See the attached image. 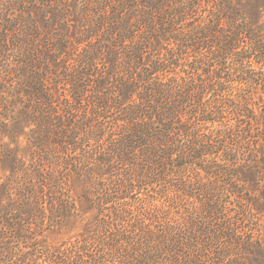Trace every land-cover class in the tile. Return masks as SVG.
I'll use <instances>...</instances> for the list:
<instances>
[{
	"label": "rangeland",
	"instance_id": "374dc122",
	"mask_svg": "<svg viewBox=\"0 0 264 264\" xmlns=\"http://www.w3.org/2000/svg\"><path fill=\"white\" fill-rule=\"evenodd\" d=\"M32 1L34 0H25L23 9ZM35 1L46 4L55 2L54 0ZM56 1L61 2L59 6L63 10V19L54 18L52 10L48 9L51 11V14L48 13L50 20L55 21L45 27L35 16L36 31L29 32L28 38L26 33L29 21L26 19L25 11L21 12L23 16L20 19L19 12L16 11L18 7L12 5L8 11L6 10L8 3L5 4L1 0L3 6L0 4V178L4 182L7 178L12 180L16 176L18 181L21 178L23 182H27L28 178L34 184L31 193L41 194V201L44 202L43 213L37 212L38 209L33 208L35 202L29 201L21 213L24 221L10 220L11 225L15 227L16 224L24 223L23 239L10 240L9 244L0 245V264H55L51 260L56 264L85 262L89 264L92 258H95L98 264H127L128 256L137 255L131 251V248L140 242L139 231H135V228L141 225L140 221L159 212L160 218L158 223L152 224L153 227L164 231L166 229L176 231L177 228L189 238L185 229L191 227V231L194 232L195 226L188 217L199 205L195 195V198L189 197L190 191L184 187L178 175L173 173L170 178L163 180L161 178L164 175L160 172L153 178V175L147 172V167L153 174L155 165L145 162L146 158L141 154H133L132 158L130 156L131 161L128 164L119 161L117 152L123 133L119 126L121 112L109 107L95 109L92 105L85 106L87 100L91 102L90 96H95L97 93L94 80L104 75L109 68L110 50L116 46L120 50L117 52H121V48L129 43L116 41L114 39L116 34H110L111 14L115 11L116 14L122 15L123 19H118L114 26L120 25L122 32H128V25L125 23V15L129 13L127 10L131 7L130 12L137 15L135 11L139 10L138 7L143 9L146 0H129V2L119 0L126 8H120L117 0ZM188 3L196 5L197 8L190 9L188 16L183 17L182 13V17L177 19L180 5L186 8ZM223 7H240L248 23L264 25V0H231V3L226 1V4L223 0H166L162 4L161 12L154 11V15L155 18L160 14L165 16L166 23L163 27L168 31L164 36L158 32L162 39H159L156 46L153 43L149 44L150 49L146 50L145 55L151 58L152 53H156L155 59L157 56L162 60L166 59L165 50L161 48H171L174 43L172 36L184 32L191 23L200 26L210 20L211 27L219 25L218 27L225 30H232L235 26L231 24L233 16L228 10L222 14ZM218 14L220 21L216 22ZM24 23L27 30L19 27V24L22 26ZM173 24L176 25L168 29ZM154 26L157 28V24ZM23 30L26 32L23 33ZM134 30L133 41L136 42L142 28L138 26ZM79 41L86 43L78 44ZM32 42L30 49H32V59L36 62L31 65L44 79V83L54 88L52 101L57 117L52 121L53 126L31 124L25 126L29 118L28 115L23 114V108L29 106L28 110H31L32 98L25 96L26 87L19 84L23 82L20 78H24L26 74L20 65L25 61L24 48H28ZM111 42L114 44L113 47L110 45ZM93 46L94 49H101V61H95L96 65L92 67L93 61L89 60L87 64L81 61L86 54H81V51L84 48L91 52ZM253 53L256 55L250 54L251 57L247 59L249 69L256 74L260 73V77L255 76L256 80L249 77L248 84L243 85L237 82V76L243 75L242 72H238L233 76V82L227 84V93L233 97L239 93L249 95L255 110L256 117H254L258 122H264V49L262 53L256 51ZM183 55L178 54L175 58L183 60ZM117 59L122 61L119 53ZM182 60H179L178 64H182ZM231 68L232 61L227 60L224 68L226 74L221 73V76L230 74ZM77 72L84 79L85 84L84 89L77 88L79 92L67 83V80L77 76ZM82 93L84 95L80 97L81 100L72 99V95L76 94L77 97ZM224 116L225 120L232 118L227 114ZM233 121H230L231 124ZM5 124L8 125L4 126ZM227 127L233 136L237 133L241 135L243 130L252 129V126ZM255 127L264 131L262 125ZM143 174L150 176V179L143 181L144 179L141 178ZM257 183L264 185V177ZM127 186L132 188L129 189ZM40 191L42 193H38ZM237 195L242 196L243 200L240 202L246 207L244 214L248 216L249 222H246L248 229L252 230L254 240H258L259 245L264 247L262 188L240 189L237 190ZM256 198L260 200L259 211L249 217V207ZM117 210L121 213L123 211L120 222L116 218L119 217ZM183 219L190 222L189 226L184 222L182 226L185 227L175 224ZM118 224L121 225L119 227L123 234L120 238L116 231ZM244 230L247 231L246 228ZM168 235L171 237L170 233ZM82 238L88 239V243L85 244L86 250L78 253L75 259L71 257L75 251L71 246ZM97 239L101 240L98 246ZM107 240L114 246L118 245L115 248L118 249V254L109 255L105 247ZM223 249L224 247L217 245L216 253L219 254ZM247 249L243 245H234L228 255L230 261L236 264H264V252L258 250L254 252L253 249L247 251ZM217 256L208 257L205 251L200 264H213L212 261L217 260Z\"/></svg>",
	"mask_w": 264,
	"mask_h": 264
},
{
	"label": "trees",
	"instance_id": "16d2710c",
	"mask_svg": "<svg viewBox=\"0 0 264 264\" xmlns=\"http://www.w3.org/2000/svg\"><path fill=\"white\" fill-rule=\"evenodd\" d=\"M3 1L5 4L8 3L6 5L8 11L12 5L18 7L16 11L19 12L20 19L23 16L21 12L25 11L26 19L29 21L28 30L24 27L25 23L22 26L19 24V27L26 28L27 38L29 32L36 31L34 30L37 27L36 17L45 27L55 21L50 20L48 13L51 14V11L48 9L52 10L54 18L64 17L62 7L59 6L61 2L58 3L56 0L53 4L34 0L25 7L26 10L23 9L25 0ZM164 1L166 0H146L143 9L137 6L139 8L135 11L137 15L130 12L132 8L129 7L127 10L129 13L125 15L128 32H122L120 25L114 26L122 15L113 11L110 17L112 22L110 34H116L114 38L116 41L129 43L121 48V52H117L119 49L111 42L110 45L114 48L110 50L109 68L104 75L94 80L97 93L95 96H90L91 102L87 100L85 104L88 107L92 105L95 109L109 107L121 112L119 126L123 133L121 143L118 145L119 161L128 164L133 154H141L146 158L145 162L155 165L153 174L147 167V172L149 171L153 178L160 172L164 175L161 179L165 178V180L173 173L178 175L184 187L190 191L189 197L192 199L196 196L199 202L194 208L195 211L188 217L195 226L194 232L191 231V227L185 229L189 238L177 228L176 231L167 229L164 231L153 227L154 222L158 223L161 215L159 212L140 221L141 225L135 228V231H139L140 242L131 248V251L137 255L128 256L127 264H200L205 251L208 257L218 255L217 260L212 261L213 264H236L230 261L231 258L228 256L236 244L247 247V251L253 249L254 252L256 250L264 252L262 249L264 247L259 245L258 240H254L252 230L248 229L249 226L246 224L249 222L248 216L244 214L246 207L240 202L243 200L242 196L237 195V190L256 187H261L264 194V185L257 183L264 177V131L255 127L264 126V122L256 120L250 96L239 93L233 97L227 93V84L233 82L232 78L238 72H242L243 75L237 76V82L243 85L248 84L250 79L256 80L255 76L260 77V73L256 74L249 69L247 59L251 55H256L254 51L262 53L264 25L248 23L240 7H223L222 14L228 10L233 16L231 24L235 26L232 30H225L218 27L219 25L211 27L210 20L200 26L191 23L184 32L172 36L174 43L171 48H161L165 50L166 59L162 60L158 56L155 59L156 53H152L150 58L149 55H145L146 50L150 49L148 45L153 43L156 46L161 36L168 31L163 27L166 23L165 16L160 14L155 18L154 15V11L161 12ZM226 1L231 3V0H223L225 4ZM0 4L3 6L2 2ZM118 6L126 8L124 3L121 5L119 2ZM195 6L188 3L186 8H182L180 5L177 19L182 17V13L183 17L188 16L187 13ZM218 20L220 21L219 14L216 22ZM156 24L158 30L154 26ZM175 25L169 26L168 29L170 27L172 29ZM138 26L142 30L134 42L133 33ZM26 30L22 32L25 33ZM158 32L162 35L160 36ZM127 34L129 36H126ZM83 41H79L78 44L86 43ZM31 44L33 42L28 48H24L25 61L20 65L26 74L24 78H20L23 82L19 84L26 87L25 96L32 98L31 110H28L29 106L23 108V114L28 115L29 118L25 126H29L28 124L53 126L52 121L57 117L52 101L54 88L48 87L35 67H32L31 64L35 60L32 59ZM83 53L86 54L81 61L85 64L89 63V60L93 61L91 64L93 67L95 61H101L100 48L94 49L93 46L91 52L83 48L81 54ZM117 53L122 61H118ZM178 54H184L183 60L179 59L183 61L182 64H178L179 60L175 58ZM227 60L232 61L231 73L221 76V73L225 72ZM76 74L77 76L67 80V83L72 89L82 90L85 86L84 79L79 72ZM83 95V93L77 97L76 94L72 95V99L81 100L80 97ZM225 114L232 118L225 120ZM230 121H233V124ZM6 125L8 124L4 126ZM215 125L216 127H213ZM227 126H252V129L243 130L241 135L237 133L233 136ZM149 177L146 174L141 175L143 181L149 180ZM1 179L0 245L9 244L10 240L23 239L24 223L16 224L15 227L11 225L10 220L22 221V210L29 201L35 202L33 208L38 209L37 212L43 213L44 210L42 195L31 193L34 184L28 178L27 182L21 181V178L18 181V176L12 180L7 178L5 182ZM259 207L260 200L256 198L249 207V217L256 214L254 212H258ZM116 213L119 214L117 220L122 221L120 216L123 211L121 213L117 210ZM183 222L189 226L190 222L185 219L175 224L181 227ZM119 226L121 225H117L116 231L120 238L123 234ZM245 228L247 231L244 230ZM87 240L82 238L72 244L71 247L75 248V251L73 249L71 257L76 259L78 253L86 250ZM99 241L101 240L97 239V246ZM217 245L224 247L219 254L216 253ZM117 246L107 240L105 247L110 256L118 254V249H115ZM51 261L56 264L54 260ZM89 264H98V262L92 258Z\"/></svg>",
	"mask_w": 264,
	"mask_h": 264
}]
</instances>
